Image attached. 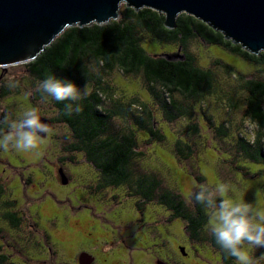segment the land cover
I'll return each mask as SVG.
<instances>
[{
    "label": "trees",
    "instance_id": "1",
    "mask_svg": "<svg viewBox=\"0 0 264 264\" xmlns=\"http://www.w3.org/2000/svg\"><path fill=\"white\" fill-rule=\"evenodd\" d=\"M167 20L165 13L154 9L137 11L126 6L118 21L68 28L36 60L24 66L35 85L49 74L71 81L80 89L90 82V94L79 102L81 112L66 114L65 103L69 102L61 103L49 97L47 101L54 105L56 116L46 118L38 114L51 122L52 129L57 125L67 128V153L72 157L81 155L91 165L92 181L102 188L100 191L97 189L98 193L108 189L116 191L114 202L127 193L125 198L134 201L137 211L147 209L138 204V198L162 209H172L176 219L185 226L188 237L185 247L178 246L180 258H186L191 248L195 249L198 244L218 255L219 264H236L235 258L220 248L206 228L208 214L203 206L195 203L192 197L190 202L187 201L177 188L169 187L166 180L148 165H139L138 169L135 165L141 160L145 162L143 159L147 156L141 149L143 136L147 138L145 142L148 145L157 142L162 147H169L168 138L159 128L160 115L169 124L188 121L194 135L200 133L201 121H206L219 138L227 141L228 152H231L224 154L227 157L221 156L218 163L220 169L223 160L225 163H236V172L245 177H264V52L251 53L221 31L187 13L179 15L174 29L167 27ZM150 37L165 52L149 54L144 44ZM197 39L204 41L208 47H217L242 59L250 65L249 72L241 73L219 57H213L214 65L210 68L201 66L198 57L190 51L191 43ZM178 52L186 53L183 59H177ZM116 71L139 79L143 92L148 94L147 102L140 95H125V100L118 98L115 87L109 81ZM222 77L229 84L224 86ZM3 82L0 78V97L9 98L12 91L3 86ZM37 100H42L40 92L34 93L32 102L36 104ZM213 100L226 102L232 110L242 107L245 102L246 117L259 125L255 133L241 132L236 135L228 123H218L210 114ZM4 118H7L6 115ZM118 121H123L125 126L116 124ZM175 144L174 151L180 160H188L194 155L191 145L182 141ZM216 149L219 152L222 148ZM234 151L240 159L233 157ZM68 161L79 165L75 158ZM249 164L260 168L252 172L247 167ZM192 175H195L199 186L207 185V179L197 168ZM9 193L8 185L0 179V221L17 230L23 219L15 211L18 201H11L10 198L3 200ZM183 248H186V254L182 252ZM2 251L0 247V264H20L12 262L10 256ZM84 253L88 255L86 252L82 255ZM195 253L199 254V251ZM261 256H264V251L253 258ZM258 264H262L261 259Z\"/></svg>",
    "mask_w": 264,
    "mask_h": 264
},
{
    "label": "rangeland",
    "instance_id": "2",
    "mask_svg": "<svg viewBox=\"0 0 264 264\" xmlns=\"http://www.w3.org/2000/svg\"><path fill=\"white\" fill-rule=\"evenodd\" d=\"M144 48L149 54L165 52L151 37L144 44ZM166 49L170 47L166 46ZM190 51L198 57L203 67L210 68L214 65L213 57H219L241 73H248L251 68L242 59L217 47H208L200 39L191 43ZM178 54L177 59L181 60L186 53ZM0 78L4 80L3 86L12 91L9 98L0 97V119H3L4 115L11 119L17 118L22 111L33 107L43 117L56 116L57 111L50 101L37 100L36 104L32 102L34 93L39 91L24 64L10 66L4 70L0 68ZM222 80L224 86L229 84L225 77H222ZM109 81L115 87L118 98L125 100V95L128 97L140 95L144 97H140L141 99L147 100V93L143 92L139 79L123 76L116 71ZM11 84L18 86L13 88L10 87ZM210 114L214 115L218 123H228L230 127L232 126L236 135L241 132L255 133L256 128H250L246 124L248 118L245 102L242 107L232 110L226 102L213 100ZM159 120L161 121L159 128L168 138L169 147H162L157 142L148 145L145 142L147 138L142 135L141 149L147 156L143 159L145 162L142 163L141 160L135 165L136 169L140 167L139 165H148V168H152L166 180L169 187L177 188L190 202L192 192L199 188L195 175H192L197 168L207 179L208 186L214 187L221 182L228 183L235 188L229 196L235 199L245 197L246 202L255 203L257 180L264 177H245L242 173L236 172V163H225L223 160L220 169L218 163L222 157H227L224 154L229 151V146L227 141L224 142L218 137L211 126L208 127L206 121H201L200 133L194 135L188 121L169 124L160 115ZM116 124L125 126L123 121ZM68 135L69 131L65 126H55L51 137L41 146L39 156L0 150V179L4 185H8L10 191L3 200L10 198L11 201H18L15 211L23 219L17 230L0 221L2 232L0 247L3 254L10 256L12 262L20 264H78L77 262L84 256L82 252L88 253L94 264H149L152 263L149 257L151 249H148L151 239L147 237L148 228L152 226L157 227L172 249L188 244L185 226L181 220H176L170 229L155 225L153 222L155 212L159 213L157 219L162 222L161 224L167 219L161 207L153 205L148 214H145V222L151 225H146L145 222L140 224L134 201L125 198L127 193L125 196L122 195L118 202L113 200L117 196L114 190H102L103 193H98L97 189L100 191L102 188L92 181L94 174L91 165L86 163L81 155L75 154L72 157L67 153ZM178 141L192 146L194 155L190 159L180 160L177 156L174 149ZM216 147L222 149L217 152ZM235 156L240 159L236 151L233 153L234 158ZM69 158H75L79 165L70 164ZM247 167H250L252 172L260 168L255 164H249ZM65 179L69 182L71 180L70 184H65ZM261 199L264 201V196ZM106 202L108 204H105ZM195 247L194 251L198 250L199 256L192 252L190 259L182 257L185 264L220 263V257L213 254L210 249L198 244ZM160 250L161 247H157V251ZM248 250L252 256H256L263 253L264 248ZM163 251L164 248L161 252ZM261 262L264 264V259H261Z\"/></svg>",
    "mask_w": 264,
    "mask_h": 264
},
{
    "label": "water",
    "instance_id": "3",
    "mask_svg": "<svg viewBox=\"0 0 264 264\" xmlns=\"http://www.w3.org/2000/svg\"><path fill=\"white\" fill-rule=\"evenodd\" d=\"M123 6L165 13L170 29L187 13L251 53L264 52V0H0V68L36 60L70 27L120 20Z\"/></svg>",
    "mask_w": 264,
    "mask_h": 264
},
{
    "label": "clouds",
    "instance_id": "4",
    "mask_svg": "<svg viewBox=\"0 0 264 264\" xmlns=\"http://www.w3.org/2000/svg\"><path fill=\"white\" fill-rule=\"evenodd\" d=\"M123 2V0H122ZM11 84L10 87H17ZM37 90L43 101L49 97L65 103L66 114L79 113L82 107L79 102L90 94V82L83 89L75 83L49 74L38 81ZM246 124L257 128V122L249 117ZM53 134V129L41 121L36 108H27L14 119H0V150H10L29 156H39L41 146ZM256 201L248 203L244 198L235 199L229 196L235 188L228 183H218L214 187L200 185L192 192V200L203 206L208 214L206 228L215 242L224 252L235 258L236 264H258L264 256L253 258L249 248H264V178L256 183Z\"/></svg>",
    "mask_w": 264,
    "mask_h": 264
},
{
    "label": "flooded vegetation",
    "instance_id": "5",
    "mask_svg": "<svg viewBox=\"0 0 264 264\" xmlns=\"http://www.w3.org/2000/svg\"><path fill=\"white\" fill-rule=\"evenodd\" d=\"M137 200H139L138 204L141 205V203H143L144 206L148 207L147 209L143 210H139L137 211L138 215H139V222L140 224H143L145 222V214H148V212L151 209V206H153L154 204L152 202L149 201H145L142 198H138ZM141 205V206H143ZM165 212V216H166V221L163 224V227L170 229L173 225V223L177 220L176 216H175V212L172 211V209L167 210L166 208L163 209ZM156 212H155V217L153 218V222L157 224H161L162 222L160 220L157 219L156 216ZM159 214V213H158ZM147 225H151L150 223H146ZM140 226H144V225H140ZM148 239H151L150 241V246L148 247V249L150 248V254L149 257L151 258L152 263L149 264H185L182 258H179L178 256V252L177 249L180 247H176V249H172L169 246V243L167 241H165L163 239V234L160 233L159 230H157V227H153L152 228H148ZM158 240L160 242H158ZM157 247H161L160 251H157ZM164 248L163 253L161 252L162 249ZM194 248H191V251L187 254L185 259H190L191 258V253L195 251L193 250ZM186 250V248H185ZM83 253V252H82ZM81 253V254H82ZM81 254L79 256H81ZM85 254V253H84ZM199 255V254H196ZM134 262V260H133ZM78 264H94L93 259L91 257H89L88 259H83L82 257L80 258V260L77 262Z\"/></svg>",
    "mask_w": 264,
    "mask_h": 264
}]
</instances>
